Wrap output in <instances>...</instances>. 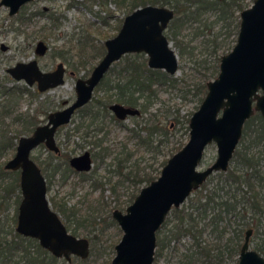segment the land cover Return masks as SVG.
Returning a JSON list of instances; mask_svg holds the SVG:
<instances>
[{"label":"trees","instance_id":"obj_1","mask_svg":"<svg viewBox=\"0 0 264 264\" xmlns=\"http://www.w3.org/2000/svg\"><path fill=\"white\" fill-rule=\"evenodd\" d=\"M103 2L105 4L113 2L117 9L125 13L124 17L138 7L149 4L173 8L175 17L170 22L166 33L175 47L179 48L178 54L181 59L186 54L192 56L196 48L184 41L185 37L182 35V29L186 23L197 22L198 32H203L202 28H210L211 24L219 23L221 29L226 28L229 32L234 33L235 45L239 32L240 12L246 8L243 0H103ZM208 10H213L216 14L215 20L212 22H209L208 17L204 16ZM48 18L52 21V25L60 26L61 15L53 13L49 14ZM123 19L117 18V30L120 29ZM102 21L103 24H107V16H104ZM84 40V42L81 41V49L82 51L89 49L90 54L93 56L91 61L101 59L104 56L106 52L104 43L99 44L98 41L94 40L88 42L86 38ZM206 41H204L205 45ZM215 42L220 44L217 39H215ZM217 44L215 46L218 48L213 52V64L204 74L203 80L195 85L194 95H199L200 103H202L208 91L207 83L209 79L212 76L217 77L220 72V60L222 55L225 54V49L231 50L234 46L232 44L228 46L227 43L223 45ZM190 50L191 52L189 53L188 51ZM58 54L62 58L67 55L66 53L63 54L62 51ZM191 60L195 65H202L207 62L206 60H197L195 57ZM87 63L88 59H81L78 65L85 66ZM121 63L117 77L109 79L107 75L115 70L116 65ZM107 75L98 86L97 94L100 93L101 89L103 91L102 95L94 96L91 102L81 110L82 119L75 126L72 134H81L83 131V138L92 145L91 151L95 161L93 170L85 173L74 172L68 162L70 156H67L64 162L53 157L50 160L51 168L42 167L43 173L48 180L49 190L52 179L55 176H59L63 180L62 182L66 183L71 174H74L78 177L79 183L89 182L92 188L96 190L101 189L104 191L105 186L109 185L113 194H116L118 187L125 180L137 187L136 190L139 193L142 185H148L152 180L160 176L162 170L160 166L156 172H149L145 168H141L136 162L138 160L133 159L134 153L129 152L126 145H122L121 152H113L107 144L109 130L106 126V121L110 117V120L123 125V122L115 119L109 110V105L114 102L139 107L141 109L140 115L147 113L154 103L153 101L158 98L156 86L177 85L178 78L164 70L150 68L147 58L143 54L138 53L125 55L121 61L110 69ZM0 94H2L1 96L3 94L6 95V100L0 103L1 155L2 147L11 145L14 148L16 145L14 139L19 137L15 134L11 136L9 133L10 127L4 119L13 115L11 113L15 111V105L19 103L25 94L33 97L38 93L33 92L27 85L15 83L12 86H8L2 83ZM40 110L51 112V104L48 103L47 106H43V109ZM12 120L13 123L21 124L22 133L25 134L30 133L39 124L35 115L25 114L24 112L15 113ZM149 120L147 119L140 127L130 128V138L136 139L138 147H143L158 160L160 155L165 154L164 147L167 145L170 125L165 127V124L160 125L155 121ZM175 120L181 125H186L187 131L190 132V117L183 122L180 116L177 115ZM184 145L185 143H180L174 146L170 150L172 152L170 157ZM109 155H112L115 168L110 167L112 163L108 164L104 180L98 167ZM169 158L162 161V167ZM132 160L134 162L133 164L131 162L129 166L128 163ZM40 164L42 166V162ZM109 172H114V175L108 176ZM218 173L221 174L220 179L214 187L208 188L206 181L201 187L206 191L204 195L192 197L188 206L174 208L171 211L157 233L158 246L156 255L158 257L167 248L173 247L175 248L174 252H176L178 247L177 245H171L172 242L176 243L187 236L191 238V245L186 252L180 255L178 264H222L218 254H214L216 250H219L220 245L212 246L210 242L204 240V236L213 235L219 240L225 237L227 243H225L223 251L227 252L230 258H233L237 253L240 254L246 231L249 228L253 229L251 236L253 249L264 255V119L259 112H256L246 122L242 140L235 151L228 171ZM113 176H117L119 180H113ZM136 190L128 195L126 200L121 201V197L115 199L113 207L106 209L108 217H113V209H124L126 205L128 206L132 203L138 194ZM196 192L198 193L199 189ZM21 199L20 173L5 170L0 166V264L67 263L66 259L58 258L42 247L37 239L24 236L16 231L18 207ZM49 200L52 207L61 215L67 228L73 234L78 235L79 229L86 227L88 223L94 224L95 217H93V214L81 215L76 205H70L59 194L50 195ZM12 204H14L15 212L10 215L9 210ZM114 222L116 221L114 220ZM93 250L91 249L92 253ZM76 259L80 258L73 256L69 264L75 262ZM84 260L86 259L82 258V261Z\"/></svg>","mask_w":264,"mask_h":264},{"label":"water","instance_id":"obj_2","mask_svg":"<svg viewBox=\"0 0 264 264\" xmlns=\"http://www.w3.org/2000/svg\"><path fill=\"white\" fill-rule=\"evenodd\" d=\"M30 1L0 0V6L8 7L12 16ZM174 17L173 8L152 4L128 14L119 33L105 41L106 53L90 77L77 80L76 99L65 108L50 112L47 122L32 134L22 136L15 156L6 164L7 169H21L22 199L16 231L37 239L58 258L68 262L73 256L86 259L90 255V240L71 233L53 209L47 180L31 158V152L41 143L60 151L55 138L58 128L70 123L75 112L90 102L95 88L125 54L144 52L149 67L175 75L179 56L166 34ZM47 50L48 45L39 41L36 54L44 55ZM7 72L28 86L37 81L39 91L44 92L65 83L66 67L60 62L54 70L43 71L33 59L18 62ZM207 88L202 103L190 118L187 143L168 159L158 178L141 188L125 212L114 210L113 218L123 235L115 246L111 264H154L157 233L171 211L180 208L213 173L228 171L246 122L256 112L264 119V0H254L252 6L241 12L237 43L222 55L220 72L208 82ZM111 109L122 120L140 114L139 108L121 104H113ZM213 142L218 147L217 158L200 169L206 148ZM71 165L79 171L90 170L93 167L90 152L72 157ZM252 234L253 229L249 228L240 249L239 264H264V256L250 246Z\"/></svg>","mask_w":264,"mask_h":264},{"label":"rangeland","instance_id":"obj_3","mask_svg":"<svg viewBox=\"0 0 264 264\" xmlns=\"http://www.w3.org/2000/svg\"><path fill=\"white\" fill-rule=\"evenodd\" d=\"M243 1L246 4V8L252 6L254 2V0ZM53 13L62 16L60 26L52 25V21L49 20V14ZM124 15L125 13L117 9L113 2L105 4L103 0H32L24 4L18 14L12 16L9 15L8 7L4 5L0 6V86L2 83L8 86H12L15 83L26 85L25 81L18 82L13 80L6 71L8 67L20 61H29L36 57L41 67L45 70L54 68L60 61L65 62L67 66L65 83L63 85L47 92H38L33 97L25 94L19 103L15 105V111L11 114L14 115L15 113L24 112L25 114L35 115L39 123H44L49 111H41L40 109H43V106H47L50 103V111H52L63 109L72 103L76 98V80L79 77H88L99 61V59L91 61L93 60L92 54H90L89 49L82 51L81 43L86 38L88 42L94 40L101 44L107 39L114 37L118 32L116 29L117 18H124ZM215 15L213 10H208L204 16L208 17L209 22H212L215 20ZM104 16H107V24H103L102 18ZM197 26V22H190L186 23L182 29V35L185 37L184 41L196 48L192 56L186 54L183 59L179 56V70L173 75L175 78H178L177 85H167L166 87L156 86L158 98L153 101L154 103L147 113L139 117L129 118L123 125L110 120V117L106 121V126L109 130L107 144L113 152H121L122 145H126L128 151L134 153L133 159H137L139 162H136L141 168H145L146 171L156 172L159 166L161 169L162 161L169 158L172 153L170 150L177 144H186L189 140V132L186 129V125L177 123L175 117L179 115L183 122H185L187 118H191L192 114L200 106L199 95H194L195 85L203 80L204 74L213 64V52L218 48L215 46L217 44L215 39L220 43L217 45H223L224 43H227L228 46L230 44L234 45V33L229 32L226 28L221 29L219 23L211 24L208 29L202 28L201 30L203 32H198ZM39 40H44L49 46V50L45 56L35 55V46ZM205 40H207L206 45L204 44ZM3 46L6 47L5 50H3ZM173 46L175 47L174 44ZM78 48L80 49L78 50ZM175 49L177 52L179 51V48L177 49L175 47ZM61 51L63 54H67L63 58L58 54ZM229 51L227 48L225 49V53ZM188 52L190 53L191 50ZM138 54H143L146 58L148 57L144 52ZM193 57L197 60H206L207 62L202 65H195L191 60ZM81 59H88V63L85 66L78 65ZM121 65L122 63L116 65L115 70L110 72L107 77L109 79L117 77L116 75ZM215 77L212 76L209 81ZM29 88L32 91L36 90V87ZM102 92L100 89V93L98 94L102 95ZM94 94L98 95L96 92ZM1 95L0 103L6 100V95ZM13 115L6 117L4 121L10 127L9 133L11 136L15 134L20 137L25 133H22L20 123H13ZM81 119L82 112L79 111L73 116L72 121L68 125L60 128L58 131V142L63 143V148L72 155L82 153L89 146V143L83 138V131L81 134L77 133L72 135L74 132L73 129L80 123ZM147 119H150L149 121L152 122L155 121L160 125L165 124V127L173 124L169 129L167 145L164 147L165 154L160 155L158 160L143 147H138L136 139L130 138V128L140 127ZM18 138L14 140L17 142ZM12 153L10 151L5 155H0V166L4 165L6 160L13 155ZM32 154L34 157L36 156L41 160H45L47 156L46 148H37ZM217 155L218 147L213 142L206 148L200 169L211 165L216 160ZM131 162L133 164L134 160L129 161V166ZM109 163H112L110 167L114 169L112 155H109L98 167L104 180ZM112 174L114 175V172H109L108 176ZM220 175V173L216 172L210 176L206 182L207 187H214L220 179ZM116 178L117 176H113V180H119ZM78 180L77 176L72 175L66 183H63V180L59 176H55L52 179V184L48 192V196L59 194L70 205H76L81 215L87 216L93 214V217H95L94 224L88 223L86 227L79 229L77 233L78 237H85L90 240V256L84 261L78 257L80 259H76L75 262L70 264H111L116 253L115 245L121 240L123 230L117 222H114L113 217H108L106 209L109 207L112 208L113 204H115L114 200L118 197H121V201L126 200L128 195L133 193L137 187L124 180L118 187L117 193L113 194L109 185L105 186L104 191L101 189L96 190L92 188L89 182L79 183ZM144 186L146 185H142L140 188ZM137 191L136 193H138ZM205 192L204 188L199 189L198 193L196 191L193 192L181 207L188 206L192 197L204 195ZM14 212V204H12L9 214L12 215ZM204 240L210 242L212 246L220 245L219 250H216L214 254H218L219 259L222 260V264H239V253L234 255L233 258H230L228 253L223 251L225 249V243H227L225 237L219 240L213 235L208 234L204 236ZM171 245H177V251L174 252L175 248L173 247L165 249L159 257L156 255L154 264H178L180 255L190 247L191 238L187 236L183 237L176 243L172 242ZM251 248H253V244H251ZM91 249H94L93 253ZM63 264H69V262Z\"/></svg>","mask_w":264,"mask_h":264},{"label":"flooded vegetation","instance_id":"obj_4","mask_svg":"<svg viewBox=\"0 0 264 264\" xmlns=\"http://www.w3.org/2000/svg\"><path fill=\"white\" fill-rule=\"evenodd\" d=\"M45 9H47L46 7H45ZM244 10V9H243ZM242 10V11H243ZM133 12V11H132ZM127 16V15H126ZM125 16V17H126ZM125 17H124V19H125ZM124 19H123V21H124ZM122 25H123V22H122ZM122 25H121V27H122ZM121 27H120V29H121ZM239 28H240V25H239ZM120 29L118 30V32H117V34L119 33V31H120ZM168 29V28H167ZM167 31V30H166ZM239 33V32H238ZM116 34V35H117ZM167 34V33H166ZM115 35V36H116ZM114 36V37H115ZM111 38H113V37H111ZM169 38V37H168ZM237 38H238V36H237ZM39 41H44V40H39ZM38 41V42H39ZM38 42H37V44H38ZM45 42V41H44ZM172 42V41H171ZM46 43V42H45ZM236 43H237V41H236ZM235 43V44H236ZM37 44H36V46H35V55H38V54H36V47H37ZM47 44V43H46ZM104 44H105V42H104ZM48 45V44H47ZM172 45H173V42H172ZM235 46V45H234ZM234 46H233V48H234ZM106 47V46H105ZM174 47V46H173ZM175 48V47H174ZM232 48V49H233ZM231 49V50H232ZM48 50H49V46H48ZM47 50V51H48ZM176 50V49H175ZM230 50V51H231ZM229 51V52H230ZM176 52H177V50H176ZM229 52H227V53H229ZM106 53V52H105ZM227 53H225V54H227ZM46 54H47V52H46ZM46 54H44V55H38V56H45ZM129 54H136V53H129ZM177 54H178V52H177ZM105 55V54H104ZM125 55H127V54H125ZM124 55V56H125ZM224 55V54H223ZM123 56V57H124ZM178 56H179V54H178ZM122 57V58H123ZM103 58V57H102ZM101 58V59H102ZM122 58L120 59V60H118V61H116V62H114V64L112 65V67L116 64V63H118L119 61H121L122 60ZM33 59H36L37 61H38V64H39V67L41 68V70H43V71H52V70H54L55 68H56V66H57V64L58 63H60V62H62L64 65H65V67H66V73H67V66H66V63L65 62H63V61H60V62H58L57 64H56V66L54 67V68H52V69H49V70H45V69H43L42 67H41V64H40V62H39V60L36 58V57H34V58H32V59H30V60H33ZM101 59H99V61L101 60ZM29 60V61H30ZM99 61H98V63H99ZM221 61V60H220ZM20 62H22V61H20ZM25 62H28V61H25ZM18 63V62H17ZM97 63V64H98ZM147 63H148V57H147ZM96 64V65H97ZM15 65V64H14ZM13 65V66H14ZM95 65V66H96ZM94 66V67H95ZM149 66V65H148ZM11 67V66H10ZM111 67V68H112ZM9 68V67H8ZM7 68V69H8ZM110 68V69H111ZM151 68V67H150ZM7 69H6V71H7ZM94 69V68H93ZM153 69H156V68H153ZM161 70H163V69H161ZM93 71V70H92ZM110 71V70H109ZM108 71V72H109ZM165 71V70H164ZM166 72V71H165ZM71 73L72 74H74V72L73 71H71ZM92 73V72H91ZM168 73V72H167ZM9 74V73H8ZM118 74V73H117ZM10 75V74H9ZM91 75V74H90ZM90 75L88 76V77H90ZM107 75V74H106ZM105 75V76H106ZM171 75V74H170ZM11 76V75H10ZM65 76H66V74H65ZM117 76V75H116ZM88 77H79V78H83V79H87ZM11 78H12V76H11ZM78 78V79H79ZM216 78V77H215ZM214 78V79H215ZM77 79V80H78ZM104 79V78H103ZM213 79V80H214ZM13 80H15V79H13ZM77 80H76V82H77ZM211 81V80H210ZM18 82H20V81H18ZM209 82V81H208ZM101 83V82H100ZM26 84V83H25ZM208 84V83H207ZM27 85V84H26ZM63 85V84H62ZM28 86V85H27ZM98 86H99V84H98ZM98 86L95 88V90H94V93L96 92L97 93V88H98ZM29 87H36V90H33V91H35L36 93H38V92H41V91H39V89H38V82L36 81V83L33 85V86H29ZM58 87V86H57ZM75 87H76V85H75ZM53 89V88H52ZM49 90H51V89H48V90H46V91H44V92H47V91H49ZM76 90V89H75ZM207 90H208V88H207ZM93 93V97L95 96L96 97V94H94ZM76 99V98H75ZM93 99V98H92ZM91 99V100H92ZM91 100H90V102H91ZM89 102V103H90ZM89 103H87V104H89ZM71 104V103H70ZM86 104V105H87ZM113 104H121V105H124V106H126V107H131V108H139V107H133V106H131V105H126V104H124V103H120V102H114V103H111L110 105H109V110L111 111V114H113L114 115V117H115V119H117V120H119V121H121V122H125L127 119H129V118H134V117H136V116H139L140 114H141V109H140V114L139 115H134V116H128L126 119H124V120H122V119H120V118H118L117 116H116V114L114 113V111L111 109V106L113 105ZM85 105V106H86ZM85 106H83V107H81V108H79L76 112H75V114L77 113V112H79V111H81L83 108H85ZM65 108V107H64ZM53 111H56V110H53ZM52 112V111H51ZM50 113V112H49ZM74 114V115H75ZM49 115V114H48ZM73 115V116H74ZM47 119H48V116H47ZM47 119H46V121L44 122V123H39L30 133H27V134H24V135H21L19 138H18V140H17V142H16V145H15V147L13 148V146H11V145H5L4 147H2V149H1V151H2V154L1 155H5L6 153H9L10 151H12L13 153V155L9 158V159H7L6 160V162L4 163V165H1L5 170H8V171H17V172H19L20 173V178H21V169H18V170H13V169H7L6 168V164H7V162L9 161V160H11L14 156H15V154H16V152H17V146H18V143H19V140H20V138L22 137V136H28V135H30V134H32L33 132H34V130L39 126V125H42V124H45L46 122H47ZM72 119H73V117H72ZM72 119H71V121H72ZM70 121V122H71ZM115 123H117L116 121H115ZM69 124V123H68ZM68 124H66V125H68ZM66 125H63V126H61V127H59L58 128V130H57V132H56V135H55V138H56V141H57V145H58V147H59V149H60V151L59 152H55V151H53V150H50L47 146H46V144L45 143H41L40 145H38L37 147H35L33 150H32V152H31V158L39 165V167L41 168V170H42V172H43V168L46 166L47 168H51L52 167V165H51V162H50V160L53 158V157H55V158H57V159H59L60 161H62V162H64V161H66V157L67 156H70L69 157V159H68V162H69V164H70V166L73 168V170H74V172H79V173H85V172H91L92 170H93V168H94V163H95V161H94V156H93V152L91 151V146L92 145H90V144H88L89 146H87L88 147V149H86V150H84L82 153H80V154H76V155H72V154H69L68 153V151L67 150H65L64 148H63V143H60V142H58V140H57V135H58V131H59V129L60 128H63V127H65ZM173 126V124H171L170 125V128ZM245 128V127H244ZM169 132H170V130H169ZM244 132V131H243ZM243 137V136H242ZM15 139H17V138H15ZM242 140V139H241ZM87 143H89L88 141H86ZM241 142V141H240ZM240 144V143H239ZM239 146V145H238ZM41 147H45L46 148V157H45V160H41L39 157H34V155L32 154L33 153V151L34 150H36L37 148L39 149V148H41ZM237 149V148H236ZM86 151H89L90 152V155H91V158H92V163H93V167L90 169V170H88V171H79V170H77V169H75L72 165H71V158L72 157H74V156H77V155H81V154H83V153H85ZM235 154V153H234ZM50 156H52V157H50ZM234 156V155H233ZM232 161V160H231ZM40 162H42V166H41V164H40ZM43 167V168H42ZM44 174V173H43ZM214 174V173H213ZM212 174V175H213ZM72 175H74V174H71V176ZM211 175V176H212ZM44 176H45V174H44ZM210 177V176H209ZM45 178H46V176H45ZM46 180H47V178H46ZM208 180V179H207ZM47 186H48V180H47ZM48 192H49V189H48ZM131 204V203H130ZM129 204V205H130ZM128 205V206H129ZM128 206H126V208L128 207ZM126 208L125 209H121V208H115V209H113V211H112V216H113V212H114V210H116V209H119V210H121L122 212H125L126 211ZM54 209V208H53ZM55 210V209H54ZM56 211V210H55ZM18 212H19V207H18ZM57 212V211H56ZM58 213V212H57ZM59 214V213H58ZM59 216H60V218L62 219V217H61V215L59 214ZM17 219H18V216H17ZM115 220V219H114ZM62 221L64 222V220L62 219ZM116 221V220H115ZM117 222V221H116ZM65 223V222H64ZM66 225V224H65ZM67 227V226H66ZM68 229V228H67ZM69 230V229H68ZM71 232V231H70ZM72 233V232H71ZM116 246V245H115ZM157 246H158V238H157ZM250 246H251V239H250ZM253 249V248H252Z\"/></svg>","mask_w":264,"mask_h":264}]
</instances>
